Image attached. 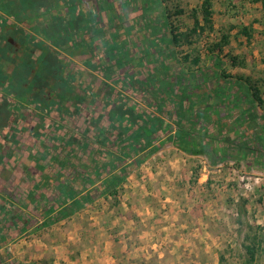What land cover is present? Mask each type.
I'll return each mask as SVG.
<instances>
[{"label": "rangeland", "instance_id": "rangeland-1", "mask_svg": "<svg viewBox=\"0 0 264 264\" xmlns=\"http://www.w3.org/2000/svg\"><path fill=\"white\" fill-rule=\"evenodd\" d=\"M14 1L17 17H29L33 28L47 29L34 27V19L42 15L49 1ZM87 1L93 11L89 29L95 68L90 72L96 91L86 106L89 116H79L64 128L48 150L55 154L56 162L50 163L47 174L60 175L58 191L50 192L53 183L48 179L44 191L36 196L28 182L12 189L15 220L8 242L0 241V264H264V248L255 253L253 261L243 248L247 225L264 233V167L255 163L264 161V146L249 134L264 115V103H253L233 79L237 75L252 78L259 97L264 96L260 5L250 0H212L213 32L206 31L195 45L200 53L195 68L182 59L190 52L189 46L182 42L173 47L166 41L169 28L184 32L192 27L191 10L199 9L202 0H167L168 11L173 12L175 6L184 11L170 18L171 27L163 25L152 0ZM48 26L49 30L57 28V24ZM249 26L253 31L250 41L240 34ZM220 34L229 36V45L222 53L215 49L209 55L207 45L217 43ZM171 51L175 60L168 55ZM230 56L244 61L245 67H231ZM188 68L196 72V79L189 76ZM220 69L232 77L215 81ZM159 80L167 84L163 92ZM143 81L151 84L144 86ZM190 85L196 90L185 108L190 103L202 120L207 118L206 106L209 100L214 103L215 94L222 96L221 103L229 101L220 111L223 115L230 107L229 131L224 132H231L232 138L227 145L226 134L216 136L214 124L207 126L195 116L206 125L213 143L211 154L209 148L187 153L173 142L178 117L173 108L175 97ZM197 88L206 94L198 93ZM110 105H126L137 118L116 117ZM244 110H250L249 120L240 129L243 134L249 131L247 142L233 132L244 121ZM182 125L190 127L186 120ZM164 127L167 137L156 134ZM138 158L143 161L129 171L128 165ZM71 161L77 167L78 180L70 174ZM119 173L125 177L117 194L102 193L108 178ZM85 194H90L88 200L74 202ZM18 199L24 208L17 205ZM73 203L74 213L53 220ZM237 211L242 213L241 219ZM50 220L53 222L42 226Z\"/></svg>", "mask_w": 264, "mask_h": 264}, {"label": "flooded vegetation", "instance_id": "flooded-vegetation-1", "mask_svg": "<svg viewBox=\"0 0 264 264\" xmlns=\"http://www.w3.org/2000/svg\"><path fill=\"white\" fill-rule=\"evenodd\" d=\"M43 1L49 2L42 15L34 19V27L47 29L33 28L29 17H17L14 0H0L2 243H7L11 235L15 203L12 189L28 182L36 196L44 191L48 179L53 183L50 192L58 191L60 175L47 174L52 168L50 163L56 162L55 154L48 150L60 139L64 128L72 126L79 116H89L86 106L96 92L90 72L95 67L89 29L93 11L88 1ZM50 23L57 24V28L49 30ZM69 163L74 166L72 161ZM17 205L24 206L21 202Z\"/></svg>", "mask_w": 264, "mask_h": 264}, {"label": "trees", "instance_id": "trees-1", "mask_svg": "<svg viewBox=\"0 0 264 264\" xmlns=\"http://www.w3.org/2000/svg\"><path fill=\"white\" fill-rule=\"evenodd\" d=\"M153 1L157 6V11H158L159 16L163 19V25L165 27H167L168 25L171 27V24H169L170 18L179 17V15L183 14V12H184L180 7H176V6L173 7V10H174L173 12L168 11V9L165 5L167 0H152L151 2H153ZM250 1L253 4H259L260 5L262 13H263V17H264V0H250ZM143 5L145 6V9L149 8V7L148 8L146 7V4L143 3ZM198 8L199 9L191 10L192 27L186 28L184 32H179L180 28H176V29L175 28L174 29L169 28V36L167 38L168 41H166V43H169L170 45L172 44L173 47H178V46L182 45V42L185 43V45L189 46L190 52L186 53L182 59L185 62H189L191 64V66L195 67V68H197V66L200 63V59H199L200 53L196 49L195 45L201 41L202 36L206 31H208L209 33L213 32L212 19H211L213 16L212 0H202V2ZM252 33H253L252 27H250V26L244 27L240 30V34L242 36H244L249 41L252 39ZM263 35H264V21H263ZM219 36H220V39L217 43H215L214 45H207L205 50L209 55L212 54L213 50H215V49L217 50L218 53H222L224 47L229 45V36L228 35L220 34ZM107 55H109V53ZM168 55H170L171 58L174 59L175 53H173L171 51L168 53ZM191 55H194V56L191 58ZM229 60L231 62V64H230L231 67H235V66L245 67V62L244 61H238V58L230 56ZM236 64H238V65H236ZM196 70L198 71V69H196ZM188 71H189V76H193L192 80L196 79V75H195L196 72L194 70H190V68H188ZM217 73H218V75H217ZM217 73H215V81H218L217 78H219V77H221L225 80L230 79L232 77L231 75L226 74L223 69H220L219 71H217ZM233 79L235 80L234 81L235 84L239 85L241 89H245V92L243 93V95L248 94L251 96V100L253 103L256 102L260 106L263 105L264 101L260 99L259 90H258L256 84H254V81H252L249 77H245L242 75H239V76L237 75V76L233 77ZM195 81H197V80H195ZM148 83L151 84V82H148ZM141 84H144V86L149 85L144 81ZM158 86L161 88L162 92L165 89H167V84L163 80H159ZM221 86H223V85H221ZM195 90H196L195 87L193 85H190L187 88H185L184 90H182L177 98L175 97L176 103L173 104V108L177 110V116L179 118L178 117L175 118L174 123H176V125H177V131H176V137L173 139V142L176 146H178V148H180L181 150H183L187 153H195V154L201 153L202 151L209 148L210 152H208V153L211 154V151L213 149V143H212L211 139L208 137V131H207L206 125H203L202 123L197 121L195 119V116H197L199 118V120H201V121H206L207 126L214 124V128H212V132H214V134L216 136H219L222 134L225 135L226 132H224V131H229L226 129L227 128V122H229L228 121L229 119H226V118L232 117L231 112H230V107L226 108V110H228V111L223 112V115H220V111L225 108V107H222V104L225 105L224 104L225 102L227 104H229V101L227 100V101H224L223 103H221L220 101H221L222 96L218 97L215 94V98L217 97L218 100H217V98L214 99V103H210L211 101L209 100V102H208L209 105L206 106V108L209 109L208 116L206 119L202 120V116L198 115L197 109H194V106H192L189 103L188 106L185 108V105H184L185 102L190 101V98H192V95H194L193 92ZM197 91L200 94H202V93L206 94V91L199 90L198 88H197ZM198 97H199V99L202 98V96H199V95H198ZM204 98H206V97H204ZM206 101H208V100H205V102ZM253 103H251V105H253ZM244 111L246 112L245 114H243V120L244 121L241 122L239 124V127L236 129V131H233V132H234V134L235 133L241 134L243 137L241 135H240V137L243 139L244 142H247L248 139H247L246 135H248L249 131L244 132V134H243V133H241L240 129H243L245 127L246 121L249 120L248 113L250 110H248V112L246 110H244ZM110 112L113 113L116 117H119V118L127 117L131 121H134L135 118H137L136 113L132 109H129L128 107H126V105H124V106L123 105L111 106ZM244 117H245V119H244ZM185 120L188 123V126H190V127H188V128L183 127L182 122H184ZM251 121L252 120H250L249 122H251ZM157 133L161 137H165V136L167 137L168 129L166 127H164L163 129L156 131V134ZM230 134H232V133L228 132L226 134L228 136V138L226 139L224 145H227L228 143H230V138H232ZM249 134L252 135V137L251 136L250 137L252 138L253 141L255 140V142H256L257 140H259L261 145L264 146V115L262 118L259 119V123H256V126H254L251 129V132H249ZM226 135H225V137H226ZM150 143L151 142H149V140L147 138H145V144L150 145ZM260 143H258V145ZM221 144H222V142H221ZM261 145H259V146H261ZM250 153L251 152L249 151V154ZM220 154L222 155L223 151H221ZM142 161H143V158H138L136 160V162L130 163L128 165L127 169L129 171H132L134 169L135 165H139ZM255 163L262 164L264 167V161L262 159L255 160ZM76 168L77 167L74 168V166H73L72 173L75 174L76 179L78 180V178H77L78 173L76 171ZM121 173H122V171H121ZM121 173H119V175H114V176H111L108 178V180L105 183L106 184L105 189L102 193H106V194H109L111 196H115L117 194V188L124 181V177H125V176L123 177L122 175H120ZM60 188H61V186H60ZM89 197H90V194H85V195H83V197H75L76 199L74 202L76 204H78L82 200L83 201L85 199L88 200ZM75 203H73V205H71L67 209H65V211L63 213L62 212L57 213V215H55L53 220L57 221L60 218L67 217L68 215L74 213L77 210V208L75 207ZM13 212H14V209H13ZM237 212H238L239 219H241L242 213H239L240 211H237ZM13 218H14V216H13ZM17 218L19 220H21V217L17 216ZM53 220L42 223V226L45 227V226L49 225L51 222H53ZM24 223L25 222H22V225H24ZM238 223L241 224V222L239 220H238ZM1 230L2 229H0V231ZM247 230H248V233L244 236V240L247 243L243 246V248L245 250L246 255L248 256L249 261H253L255 259V253L258 250H261L262 248H264V233L258 227H252L250 225H247Z\"/></svg>", "mask_w": 264, "mask_h": 264}, {"label": "crops", "instance_id": "crops-1", "mask_svg": "<svg viewBox=\"0 0 264 264\" xmlns=\"http://www.w3.org/2000/svg\"><path fill=\"white\" fill-rule=\"evenodd\" d=\"M250 79L252 80V78H250ZM263 81H264V80H263ZM262 89H264V85H263ZM260 99L264 101V96L261 95V96H260ZM30 189H31V188H30ZM177 258L180 259V256L177 257ZM141 260H142V259H141Z\"/></svg>", "mask_w": 264, "mask_h": 264}]
</instances>
